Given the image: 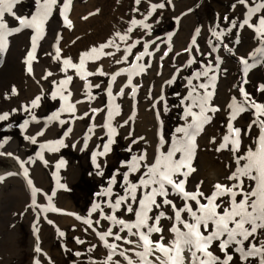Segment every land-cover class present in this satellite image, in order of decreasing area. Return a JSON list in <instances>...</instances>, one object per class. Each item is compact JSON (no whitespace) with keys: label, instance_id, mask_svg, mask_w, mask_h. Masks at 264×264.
I'll list each match as a JSON object with an SVG mask.
<instances>
[{"label":"rangeland","instance_id":"374dc122","mask_svg":"<svg viewBox=\"0 0 264 264\" xmlns=\"http://www.w3.org/2000/svg\"><path fill=\"white\" fill-rule=\"evenodd\" d=\"M38 1L4 0V3L0 4V12L3 13L0 16V23L3 21L2 27L0 26V115L7 114V119L0 120V151L10 141H14L25 155L28 154L37 162L35 165L40 167L43 181L47 183L44 187L37 185L36 178L28 175L29 186L40 197L35 202V209L30 206L29 197L21 180L18 181L16 176L0 179V264L33 263L35 256L31 239L34 238L30 233L33 226L41 240L39 242L41 249L38 251L42 257V262L35 264H106L112 251L106 250L104 245L108 248L110 245L111 248L117 245L115 247L117 248L120 247V243L129 244L127 241H130L133 235L129 232L130 237L127 236L125 233L128 228L125 230L123 225L121 226L124 229L117 231L112 226L106 228L104 223L123 220L126 225L138 224L140 219L138 214L144 212L145 205H148V209L154 207L147 211L149 221L156 217L158 208L168 206L170 209L174 203L177 205V202H185L183 195L172 196L171 203H167L168 199H161L162 196L154 195L152 197L155 200L154 204L147 202L141 208L137 203L142 199L141 195L139 198L138 191L143 180L152 172L151 168L157 166L154 162L148 164L139 152L141 139L136 124L142 122L139 116L146 113L151 115L152 112L153 119L158 121L157 131L165 147L170 146L175 138L180 139L181 131L189 124L187 121H190L191 116H195L192 113L194 108L192 101L204 90L206 81H210L206 71L210 69V73L211 71L216 73L218 84L214 87L215 91L219 88L221 79L228 84V72L211 67L218 63L220 55L224 58L223 61L227 63L233 61L235 65L236 59L231 46L245 44L241 41L240 32L244 29L253 30L254 14L250 12V8L248 12V5L260 0H245V3H240L239 0L225 3L221 0H170V2L140 0L139 3L137 0H55V3L51 2L52 0H41L37 3ZM159 4H164V7H156L153 10V6ZM237 6L243 8L240 21L232 14L222 17L218 11L219 9L230 11ZM29 15L32 17L29 18ZM257 15H264V5L257 11ZM57 17H60L65 25L69 24L67 21L70 17L72 25L70 33L54 35L55 29H59L56 27ZM187 17L190 18V22L187 20L189 23H186L187 31L178 36L181 21ZM245 18L247 21L245 20L244 25L247 28L243 26ZM21 20L25 22L20 23ZM73 25L77 26V31L72 30ZM37 28L43 29L44 38L32 35L30 31ZM253 32L257 35L259 46L263 47L261 44L264 37L255 30ZM47 34L55 37L54 42L50 43L53 50L49 52L50 54L47 52L49 48ZM111 36L116 42L106 49L107 53H114L117 56L129 53L122 65L120 62L117 63L116 59L112 60L114 55H111V58L110 55L109 57L104 55L106 58L100 57L103 54L99 55V52L91 57L89 55L93 48L97 49L100 42ZM120 36H124L125 40L119 39ZM227 44L231 55L225 49ZM220 50L223 52H218ZM204 51L209 53L205 54ZM28 58L58 68L64 65L65 60H69L70 65H75L73 69L77 70L79 79L74 95L76 102L72 101V94L75 91L69 90L70 95L63 92L61 94L58 91L60 84H56L53 79H48L45 83L43 81V84L37 82L26 65ZM251 61L249 66L255 67L257 64L253 66ZM211 62L215 63L210 65ZM104 64L108 65L107 68ZM238 69L239 66H236L234 79L232 78L237 84L240 82ZM217 73L220 76H217ZM113 75L116 79L120 78L117 83L116 79L112 80ZM198 79L204 80L201 87L198 86L199 81L196 82ZM142 82L146 85L145 90L149 88L155 90L153 93L150 92L152 94L146 92L147 99L144 98V90H140ZM30 84H34L33 89V85ZM120 86L127 90L125 106L114 100L115 92ZM140 96L143 97L142 101ZM244 102L247 103L243 95L241 98L236 95L231 100L230 107L228 106L226 116L223 117L225 121L218 114H211L203 130L199 129V132L192 133L197 137V142L205 145L204 149L197 150L199 156L212 157L210 142L214 144L221 140L229 145L230 148L224 147L220 154L214 155L213 161L214 165L221 169L230 165L232 168L229 167L228 172L231 174L241 171L240 176L235 178L240 188L238 189L235 183L229 185L236 193V203H239L245 194L253 190L259 191L258 180L250 178L257 175L256 171L249 170L247 175L242 173L248 170L251 158L264 151V128H259L257 136L252 139L254 143L252 149L240 145L239 135H234L237 127L233 126L234 123L231 124L232 109L239 105L243 108L241 104ZM141 105L143 112L140 111ZM121 106L122 110L119 109ZM207 107L208 104L205 105V108ZM255 108L257 112V107ZM123 111H126V114ZM138 112L142 114L137 117ZM246 112H249V107L246 108ZM122 116L125 117L121 118ZM49 122H55L58 129L65 127V131H61L56 137L49 132L44 134L42 129L48 127ZM147 124L149 125V122ZM253 124L255 122L251 120L248 125ZM245 126H241L240 130L245 132L247 129ZM212 131H220L221 134H211ZM178 144H185L184 153L190 156L186 148L193 143ZM200 152L203 153L199 154ZM221 154L229 159L224 165L220 162L223 160ZM169 164L177 170L182 167L180 165L178 169L177 162L169 161ZM15 168L16 165L11 160L0 156V171ZM67 169L70 171L69 175L61 178V172ZM7 181L10 185L6 186L4 183ZM49 187L64 197L63 199L69 203L68 206L63 207L50 196L47 191ZM213 194L210 193L209 197L211 198ZM132 197L137 200H133ZM178 197L182 198V201ZM187 198L192 200L193 205L196 203V200ZM117 200H121L119 208L114 206ZM37 209L40 213V223H35V226L33 222ZM235 210L236 204L231 201L229 212ZM60 217L68 220L66 222L56 220ZM97 220L99 223H96ZM228 222L229 228H233V222ZM89 224L92 226L89 227ZM244 227L250 229L251 225L245 224ZM109 229L114 233L112 239L116 240V235L123 239L116 240L117 243H110L104 237L101 238ZM212 231L215 230L208 227L204 232L208 235ZM98 238L101 240L100 245L92 244V239ZM227 239L225 234L220 239H214L208 246L212 257L218 259L214 260L198 252L201 259L208 264H223L227 254L232 256L228 264H263L264 227L258 226L255 234L247 239L240 235L236 236L235 240L228 242L226 249L221 250V242Z\"/></svg>","mask_w":264,"mask_h":264},{"label":"bare ground","instance_id":"6f19581e","mask_svg":"<svg viewBox=\"0 0 264 264\" xmlns=\"http://www.w3.org/2000/svg\"><path fill=\"white\" fill-rule=\"evenodd\" d=\"M40 1L41 0H39L37 3H39ZM60 1H62V0H60ZM221 1L225 3V2H229L230 0H221ZM263 2L264 1L260 0V2L251 3L250 5H248V9H247L249 12V8H250V12L252 14H254L253 21H252V23H253L252 29L255 30V32H257L262 37H264V25H261L260 21L262 19H264V15L263 16L257 15V11L262 9V6L264 5V4H262ZM49 5H50V3H49ZM34 9H35V7L32 10H34ZM218 11H220V15L222 17H224L228 14H232L236 18H238L239 21L242 20L243 8L240 6H237L230 11H229V9H224V10L219 9ZM31 15H29V18L33 16V15L32 16ZM57 19H58V24L56 25V27L59 29L58 30L55 29L54 35H56V34L60 35L62 32L65 34L70 33V28L72 26L71 23H70V26H69V24L65 25L64 22L60 19V17H57ZM187 20L190 22L189 17L184 18L181 21V26H180L181 31L178 34V36L183 35L184 32L187 31L186 23H189V22H187ZM245 20L247 21V18L243 19V26L245 28H247L244 25L246 23ZM69 21L71 22L70 17H69V20L67 22H69ZM248 21H249V19H248ZM5 22H6V20H5ZM1 23H3V21ZM79 25H81V24H79ZM0 26L2 27V24ZM73 26H74V28H72V30L77 31V29H76L77 26L76 25H73ZM40 27H41V24H40ZM129 27H131V26H129ZM4 28H5V25H4ZM237 28H240V27L237 26ZM253 30L244 29L242 32H240L241 41H242V43H245L243 46H236L234 44L231 46L232 47V54L236 59L235 65H234L233 61L231 63H227V62L223 61L224 58L222 57V55L219 56L218 63H215V62L210 63V65L215 63L214 66L211 67V69L216 67L219 71L224 70L225 72H228V74H227L228 84L224 81V79H221L220 80V86L217 89V91H215L214 87H216V85L218 84L217 83L218 80H216V78H215L216 73H215V71H211V73H210V71H209L210 69H208V71L205 70L207 77H209V79H210V81L205 80L207 82V85L203 86L204 90H206V88H207V90L206 91L203 90L201 93L198 94V96L195 97L196 100L192 101V106L194 107L192 113L195 116H191L189 118L190 121H187V122H189V124L186 123L187 128L185 130L181 131L180 139L175 138L172 141L170 146L165 147V145L161 143L162 138L160 136H158V139L156 138V130H157L159 125H158V121L153 119L152 112H151V115L146 113L144 116L141 115L142 113H139V112L137 113L138 114L137 117L139 115H141L139 117H141V119H142V122L136 123L137 124V130H138L137 132H138V135H140V139H141V141H140L141 149L139 150V152H141V155L145 158V160H147L148 164H151L152 162L157 163L156 164L157 166H155L154 169L151 168L152 172H149V174L143 180L142 185L140 186V190L138 191V195L139 196L141 195L142 199L140 202L139 201L137 202L140 204L139 206L141 208H143L142 205L147 203V202L149 203L150 197L152 198L154 195H156L157 197L162 196V197H160L161 199H168L170 202H171L172 196L177 197L176 194L174 193V191L172 190V188L167 187L166 185H164V189H163V191L166 192V195H160L159 194V192H160L159 183H153L152 182V180H159V178H160V175L157 173V169H159L160 174H162L164 172H168L174 181H181L183 183V187H184V190L186 193H189L191 195L196 196V199H195L196 203L194 205L192 204V200H188V198L183 193V196H184L183 200H185V202H181V203L177 202L178 203L177 205H176V203H174L172 205V207L170 206L171 207L170 209L167 208L168 206L158 208L157 212H156L157 214L155 217V218H157V217L159 218L158 225L154 224V221L152 219H149V221L147 220L148 222H146V223L148 225L156 226V227H159L161 229V231H159V232H152L149 234V239L151 241H153L154 243L159 242L161 245H164L166 247H169V248L173 247V245L176 242H178L179 237L181 235L188 233L189 229L187 227H185V225L186 224L192 225V224L196 223V220L193 218V212L195 213L196 217H199V216L204 214V212H202V210H201L202 205H208V208H212L213 204L219 205V207L215 208V212L217 213V217H219L220 215H224L225 213L229 212V210H230V202L232 201L231 194H228L225 192L223 195H218L217 198H215V200L212 203L209 202V199H206V198H210L209 197L210 193H215L217 191L214 188V185H216L217 183L224 185V186H227V187H230L229 185L231 183H235L236 186L238 187V189L240 188L239 187L240 184L236 183L235 178L240 176L241 171L239 170L238 172L231 174L228 172V168L231 167L230 165L229 166L227 165L226 167L223 166V169H221L219 166H215L214 165L215 161H213L214 155H216L217 153L220 154L224 147H225L224 149L230 148V147L227 144V142L225 144V141L219 140V143L216 142L214 144H211V142H210V147L209 146H207V147H209L211 149L212 157L209 158L205 155L199 156L197 153V150L204 149L205 145L202 144L201 142H197V139H196L197 137L193 136L192 133H193V131L196 133L199 132V129L203 130L204 126L207 124L206 120H208L211 117V114H213V115L218 114V116H221L223 119V117L226 116V114H227V111L229 109L228 106H229L231 100L234 99V97L236 95H239L240 98L243 95V97L245 98V100L247 101L248 104L246 102H244V104H241L243 106V108H241L240 105H239V107L236 106V107H233V109L231 108L232 113H233L231 116L232 117L231 124L233 125V123H234L233 126L235 128L237 127V130H239V134H238L239 135V141H240L239 144L243 145V146L250 147L248 149H252V147L254 145L252 139L257 136L259 128H261V129L264 128V114H262V113H264V42L261 44V45H263V47H260L258 42H257V35H255ZM42 31H43L42 28H37L35 30L32 29L30 32L32 33L33 36H42L44 38L45 32L42 33ZM125 33H127V32H125ZM46 38H47L46 40L48 42L47 45L49 46V48H47V52L51 53L53 50L51 48L50 43L54 42L55 37L53 35L48 36V34H47ZM109 42H112L111 46H113V45H115L116 39H114L111 36V37L107 38L105 41L100 42L99 46L97 47L98 51H96V52L91 51L89 53L90 57L95 55L97 52H99V55H100L101 46L105 45ZM227 46L225 49L228 51V54L231 55V50L229 48V44H227ZM219 47L222 48V46H219ZM107 48H109V47H106L103 49L104 53H107V50H108ZM178 49H179V47H178ZM59 52H60V50H59ZM204 52H205V54L209 53L208 51H204ZM218 52H223V51L220 50ZM128 54L129 53H127V54L125 53L121 56L114 55L112 60L116 59V61H117L119 59L121 61L120 65H122L123 62H125ZM107 56L109 57V55H107ZM107 56L101 55L100 57L106 58ZM215 56H216V54H215ZM110 58H111V55H110ZM32 59L28 58L26 65H27L28 69H29V67L31 68L30 72L33 74L34 78L37 79V82H40L43 84V81L45 83L48 79H53L56 84H60L61 88L58 87V91L61 94L63 92L67 95H70L69 90L75 91L72 94V101H73V103L76 102L75 101L76 97L74 95H76V87L78 85L77 81L79 79L77 78V70L73 69V66L64 64L63 66L58 68V67L51 66L50 64L47 65V64H41V63L35 62L34 60L32 61ZM86 59H88V58H86ZM88 60H90V59H88ZM151 61H153V60H151ZM250 61H251L253 66L256 64L257 65L255 67H250L249 66ZM103 62H104V60H103ZM108 62H109V59H108ZM111 62H114V61H111ZM142 63H143V61H142ZM124 64H126V63H124ZM104 65L107 68L108 65L107 64H104ZM236 66L237 67L239 66L238 70H240V75L238 76L240 82L238 84L233 81V79H234L233 74H235ZM105 67H103V69H106ZM46 71H48L49 73H44ZM209 74H210V76H209ZM217 76H220L219 73H217ZM69 77L71 78L70 80H69ZM119 79L120 78H117L115 83H117V81ZM198 81H199V79L196 80L197 83H198ZM203 81L204 80L199 81L200 85H198V86L201 87L202 86L201 82H203ZM120 82H123V81H120ZM30 85H33V87H32V89H33L34 84H30ZM145 86L146 85H144V82H142V84L140 85V90H144V98L147 99L146 92L149 91V93L150 92L153 93L155 90H151V88L145 90L144 89ZM237 92H238V94H237ZM115 93L116 94L114 95V100L119 101L118 102L119 105H121V104H123V106L127 105L126 99L128 98V94H127L126 88L120 86V88ZM152 93H150V94H152ZM245 94H247V96ZM211 96H212V99H211ZM140 98L142 101L143 97L140 96ZM200 100H202V103L200 102ZM206 104H208L209 107L205 108ZM255 105L260 106V108H257V112H255V110H256ZM123 106H121L119 109L122 110ZM251 106H252V108H251ZM248 107H249V112H246V108H248ZM140 109L139 110L141 112H143L144 109L142 108V105H141ZM148 109H150V107ZM243 109L245 110V112H243ZM153 111H154V109H153ZM123 113L126 114V111H123ZM124 117L125 116H122L121 118H124ZM191 118H193V120H191ZM212 120H214V117H212ZM251 120H253V122H255V124L248 125L251 122ZM147 121L149 122V125L147 124L148 123ZM246 123H247V125H246ZM48 124H49L48 127H45L44 129H42V130H44L43 131L44 134H45V132H49V133H51L50 135L56 137V135L58 133H60L61 131H65V127H63L62 129H58L57 126L55 125V122H49ZM241 126H243V127L245 126V128H247L245 132H243L244 130L243 131L240 130ZM76 129H77V124L75 123L74 130H76ZM40 132L41 131H39V135H40ZM219 132L220 131H216V132L212 131L211 134H213V133L214 134H216V133L221 134ZM43 133H42V136H43ZM63 135L64 134H62L61 136H63ZM46 136H48V135H46ZM55 137H53V138H55ZM154 137H155V140H154ZM177 137H179V136H177ZM180 142H185L187 144L193 143V145H190L188 148H186V152H188L187 154L190 155L191 157L187 156L184 153L185 152L184 148L186 146L184 147L185 144H183V145L178 144ZM160 143L162 144V146H160ZM168 149H170V150H168ZM156 151H157V153H156ZM193 152H194V157L192 158ZM203 152H204V150H203ZM202 153L200 152L199 154H202ZM20 154L24 155V157L21 156ZM1 155L4 157H7V159L11 160L16 165V168L0 171V179L5 178V177H6V179H8L10 177L16 176V178H18V181L21 180L22 185L24 187V191L29 197L30 206L32 205L33 208L35 207V209H36L35 202H37V199L40 197H38L35 194V192L32 190V187L29 186V184H28L29 181H27L28 175H32V176H34V178H36L35 184L42 185L43 187L47 185V183L45 181H43L44 177L41 174L40 167L35 165V163H37V162H35L34 159L31 156H29L28 154L25 155L23 153V151H21L18 148L17 144L14 141H10V143L5 145V147L0 151V156ZM197 157H199L198 160H197ZM221 158L224 160V161L223 160L220 161L222 165H224V163H226L229 160L227 158V156L224 157V154H221ZM25 159H28V161ZM31 159H33V160H31ZM169 161H170V163L171 162H174V163L177 162V164L181 165L182 167L180 169L178 168L179 170H177L173 166H170ZM189 161H190L191 169H193V171H190V172L188 171V169L186 167L183 166V165L187 164ZM196 162H197V164H196ZM28 164L32 165V166H28ZM171 167L173 168V170ZM232 171H233V169H232ZM69 172H70L69 169L61 172V178L62 177L64 178V176H68ZM4 184L7 186L9 184V182L7 181ZM51 188L52 187H49V189L47 190L48 194L50 196L54 197V199L56 201L61 203L63 205V207L64 206L66 207V205L68 206L69 203L66 201V199H63L64 197H62L60 194H57ZM199 193H202L203 195H199ZM141 196L139 198H141ZM179 199H180V201H182V198H179ZM135 200H137V199H135ZM57 208L59 209V207H57ZM152 208H154V207H152ZM152 208H149V210ZM188 209H192V211H189ZM137 210H138V208H137ZM38 211H39V209L35 210L36 217H34V222H33L34 225H35V223L36 224L40 223V218H39L40 213H38ZM65 211H68V210H65ZM177 211H179V217L176 216ZM55 212H57V211H55ZM161 213L163 215H161ZM30 214L33 215V213H30ZM63 214H65V213L63 212ZM161 217H163V218H161ZM58 219L61 222H64V220L66 222V220H68V219H65L64 217L57 218L56 220H58ZM110 221H112V220H110ZM258 222L259 221H257V224H258ZM135 223H137V222H135ZM102 224H103V221H102ZM104 225L106 226V228L112 226V227L116 228L117 231L118 230L122 231L124 228H125V230L127 229L126 227L123 228V226L118 225L117 223H115L113 221L110 224L104 223ZM31 227H32V225H31ZM198 227H199L200 233L203 236H207L206 232H204L205 228H204L203 223H201ZM208 227H210L212 230L213 229L216 230V226L212 221H208L207 229H208ZM174 229H179V233L174 231ZM113 231L115 232L114 229H113ZM147 231L148 230L146 227H142V228L140 227V229H139V233H147ZM107 232L108 231H106V235L103 236L105 238V240L109 241L110 243H117L116 240L112 239V236L107 235ZM136 232H137V230H134L133 228L131 229V234L136 233ZM30 233H32L33 238H34V239H31V244L33 247V251L35 253V255L33 253V256H35V257H33L34 260H33L32 264L41 263L42 257L40 256L39 251H38L41 249V247L39 246V242H41V240L38 237V235L36 234L34 226L31 228ZM125 234H127V236L130 235L128 230H126ZM132 237L133 238L129 239V240L132 241L133 243H129V244H127L126 242H125L126 244L120 243V247L115 248V250L113 248H111L112 245H110V244H109L110 245L109 248L106 245H104L106 250H109V252L112 251L110 253L112 255L108 257L109 262H107L106 264H129V261H131V264H145L144 260H142L141 256L139 255L140 253H144V251H145V247L143 246V241L140 239L139 234L133 235ZM100 241L101 240L99 238H98V240L92 239V244L100 245ZM106 241L104 243H106ZM182 247L185 249L181 253V255L183 256V264H193V257L191 256V253L187 251V245H182ZM197 255L199 256L200 254L197 253ZM157 257H160L161 259H165V257L162 256L161 252L153 251L147 255L146 260L149 262V264H161V261L159 259H157ZM262 261L264 264V260H262ZM196 264H197V262H196Z\"/></svg>","mask_w":264,"mask_h":264},{"label":"snow or ice","instance_id":"6c2138e0","mask_svg":"<svg viewBox=\"0 0 264 264\" xmlns=\"http://www.w3.org/2000/svg\"><path fill=\"white\" fill-rule=\"evenodd\" d=\"M54 3L55 0H52ZM140 0H137V3H139ZM170 2V0H169ZM240 3H245V0H239ZM4 3V0H0V4ZM163 8L164 4L154 5L153 10L156 8ZM46 11V10H45ZM3 13L0 12V16H2ZM86 18V17H85ZM25 21L21 20L20 23H24ZM70 26V21L68 22ZM135 23V22H134ZM261 25H264V19L260 21ZM131 31V29H129ZM119 35V34H118ZM121 40H125L124 36L119 37ZM112 42H109L105 45L101 46V53L103 55H115L114 53H104L103 49L106 47H110ZM59 52V50H57ZM92 52H96L97 49L93 48L91 50ZM130 52V49H129ZM166 54V53H165ZM87 55V54H85ZM138 59H142V57H138ZM121 62L119 59L117 60V63ZM64 64L70 65L69 60H65ZM75 67V65H70ZM82 67V65H81ZM29 71H31V68L29 67ZM93 73H88V75H92ZM102 75L105 73H101ZM71 78L69 77V80ZM116 76H112V80L115 81ZM98 87V85H96ZM13 91H15L13 89ZM247 96V94H245ZM39 100V97H37V102ZM255 107L260 108L259 105H255ZM264 114V113H262ZM7 119V114L0 115V120ZM239 130H235L234 135L238 136ZM188 169V171H193L190 166V161L183 165ZM178 168L180 165L177 166ZM249 170H255L257 175L255 177H250L252 179L258 180L259 185V191L253 190L252 192H249L243 196V199L239 202H235V195L232 191L231 187H227L224 185H221L217 183L214 185V188L217 190L211 198L209 199V202L212 203L216 196L223 195L225 192L231 194L232 196V202L236 204V210L230 211L225 213L224 215H220L217 217V213L215 212V208L219 207V205L213 204L212 208H208V205H202L201 210L204 212L203 215L196 217L195 213L193 212V218L196 220L195 224L192 225H185L189 229L187 234H183L179 237L178 242H176L173 247L169 248L164 245H161L159 242H153L149 239V234L152 232H159L161 229L156 226L148 225L146 223L148 216L147 211L148 205H145L144 212L138 214L140 216L139 223L138 224H132V225H126L123 220H116V223L119 225H123L124 227L128 228L129 232H131L132 228H136L139 230L140 227H146L147 233H139L137 231L136 233H132L133 235L139 234L140 239L143 241V246L145 247L144 253H140L141 259L144 260L145 264H149V262L146 260V257L148 254H150L153 251H159L161 252L162 256L165 257V259H161L160 257H157L161 261V264H183V256L181 255L182 251L185 249L182 247V245H187V251L191 253V256L193 257V264H196L198 261L199 264H208L207 261L202 260L200 256L197 255V253H202L203 255L212 258V259H218L213 258L212 253L208 251V246L211 244V242L214 239H220L221 236L227 235V240L222 241L220 244L221 250H224L228 246V242L235 240L236 236L240 235L243 238L247 239L249 236H252L256 232V228L264 227V151H262L260 154L254 155L251 158V163L249 164L248 170H245L242 174L247 175ZM157 173L160 175L159 180H152L153 183H159L160 185V195H166V193L163 191L164 184L167 183L169 185H172L178 192L184 193L186 197H189L193 200L196 199L195 195H190L189 193H186L183 187V183L181 181H174L170 174L168 172H164L162 174L159 173V169H157ZM30 182V181H29ZM199 195H203L202 193H199ZM252 197H255L256 199H251ZM134 200L135 197H132ZM251 201V202H249ZM150 203H155V200L150 197ZM167 203H171L168 201ZM121 204V200L115 201V207L119 208ZM250 209V211H249ZM131 211V209H128ZM189 211H192V209H188ZM95 211V209H93ZM161 215H163L161 213ZM176 216L179 217V211H177ZM111 219H116L115 217H111ZM154 221V224L158 225L159 218H152ZM208 221H212L215 226L216 230L212 233H210L207 236H203L199 231V225L203 223L205 230H207ZM228 221H232L234 224L233 228H229ZM257 221H259V225H257ZM85 223H89L88 221H85ZM96 223H99L97 220ZM245 224L251 225L250 229L245 228ZM92 225L89 224V227ZM177 233H179V229H174ZM63 235V233H61ZM108 236H112L113 233L111 229L107 232ZM103 238V236L101 237ZM116 240H122L123 238L119 235L115 236ZM128 243H133L132 241H127ZM116 246H113V249L115 250ZM256 251H260V249H256ZM232 260L231 255L226 254V259L223 262V264H228ZM129 264H131V261H129Z\"/></svg>","mask_w":264,"mask_h":264}]
</instances>
